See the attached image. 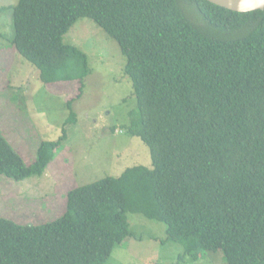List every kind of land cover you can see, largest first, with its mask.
<instances>
[{
	"label": "trees",
	"instance_id": "obj_1",
	"mask_svg": "<svg viewBox=\"0 0 264 264\" xmlns=\"http://www.w3.org/2000/svg\"><path fill=\"white\" fill-rule=\"evenodd\" d=\"M7 9L19 55L47 84L79 82V97L89 56L65 36L89 18L119 43L138 105L127 133L149 147L153 168L71 190L52 223L0 217V264H108L136 238L130 214L166 226L168 242L185 249L177 264L219 253L228 264H264V10L207 0H20ZM61 142H44L27 164L0 130V177H43Z\"/></svg>",
	"mask_w": 264,
	"mask_h": 264
},
{
	"label": "rangeland",
	"instance_id": "obj_2",
	"mask_svg": "<svg viewBox=\"0 0 264 264\" xmlns=\"http://www.w3.org/2000/svg\"><path fill=\"white\" fill-rule=\"evenodd\" d=\"M19 1L0 0V9ZM13 11H0V130L27 164L36 161L44 142H62L43 177H0V217L38 226L66 213L71 190L118 179L132 167L152 169L153 163L143 140L127 133L138 105L119 43L89 18L80 19L65 36L66 44L89 56L91 74L79 97V82L47 84L15 50ZM129 216L136 238L118 247L108 264L178 263L184 246L168 242L164 224ZM180 264L228 263L219 253L197 261L185 257Z\"/></svg>",
	"mask_w": 264,
	"mask_h": 264
},
{
	"label": "water",
	"instance_id": "obj_3",
	"mask_svg": "<svg viewBox=\"0 0 264 264\" xmlns=\"http://www.w3.org/2000/svg\"><path fill=\"white\" fill-rule=\"evenodd\" d=\"M212 4H215L217 6H220L222 8L231 10L233 12H239V13H248V12H254V11H259V10H264V6L262 7H258L255 10L252 11H247V12H243L240 11L237 7L238 3H240V0H207Z\"/></svg>",
	"mask_w": 264,
	"mask_h": 264
},
{
	"label": "clouds",
	"instance_id": "obj_4",
	"mask_svg": "<svg viewBox=\"0 0 264 264\" xmlns=\"http://www.w3.org/2000/svg\"><path fill=\"white\" fill-rule=\"evenodd\" d=\"M264 6V0H240L237 7L240 11L247 12Z\"/></svg>",
	"mask_w": 264,
	"mask_h": 264
}]
</instances>
